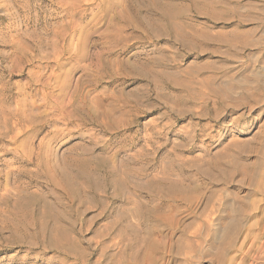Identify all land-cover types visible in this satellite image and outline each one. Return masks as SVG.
<instances>
[{
  "label": "rangeland",
  "instance_id": "rangeland-1",
  "mask_svg": "<svg viewBox=\"0 0 264 264\" xmlns=\"http://www.w3.org/2000/svg\"><path fill=\"white\" fill-rule=\"evenodd\" d=\"M0 264H264V0H0Z\"/></svg>",
  "mask_w": 264,
  "mask_h": 264
}]
</instances>
